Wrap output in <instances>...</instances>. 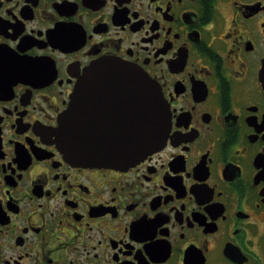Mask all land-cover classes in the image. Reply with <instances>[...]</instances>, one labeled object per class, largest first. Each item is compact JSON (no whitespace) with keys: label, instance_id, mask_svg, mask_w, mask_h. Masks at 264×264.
<instances>
[{"label":"flooded vegetation","instance_id":"af4514ba","mask_svg":"<svg viewBox=\"0 0 264 264\" xmlns=\"http://www.w3.org/2000/svg\"><path fill=\"white\" fill-rule=\"evenodd\" d=\"M103 58L170 114L125 169L78 165L57 136ZM263 61L264 0H0V264H264ZM119 90L86 88L85 132L130 127Z\"/></svg>","mask_w":264,"mask_h":264},{"label":"water","instance_id":"95a60500","mask_svg":"<svg viewBox=\"0 0 264 264\" xmlns=\"http://www.w3.org/2000/svg\"><path fill=\"white\" fill-rule=\"evenodd\" d=\"M102 78L109 81L100 84ZM264 83V61L261 69ZM120 88L134 104L130 127L126 129L83 130L86 88ZM170 114L158 84L140 68L117 58L94 62L80 77L67 110L59 118L57 136L61 149L76 164L85 167L125 169L159 150L169 133ZM129 127V128H128Z\"/></svg>","mask_w":264,"mask_h":264}]
</instances>
